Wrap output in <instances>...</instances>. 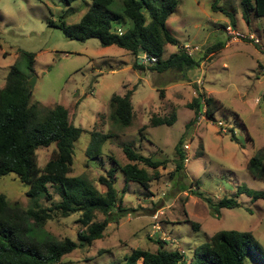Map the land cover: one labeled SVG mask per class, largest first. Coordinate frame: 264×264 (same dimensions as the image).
<instances>
[{"label":"rangeland","instance_id":"obj_1","mask_svg":"<svg viewBox=\"0 0 264 264\" xmlns=\"http://www.w3.org/2000/svg\"><path fill=\"white\" fill-rule=\"evenodd\" d=\"M178 1L168 19L178 44H167L163 59L183 46L201 62L183 72H158L148 61L146 70L134 68L136 55L131 51L103 46L97 38L70 39L49 24L79 22L91 0L71 4L64 0H0V87L16 64L22 72L32 73V102L68 108L70 120L84 129L74 145L70 175L85 174L103 191L98 177L107 175L112 159L120 165L129 161L123 151L125 144L167 160L166 168H159L160 178L149 189L136 182L127 184L123 206L137 208L136 213L109 223L101 238L64 255L59 264H119L135 248L156 251L163 233L176 239L175 244L163 239L164 247L184 251L186 264H190L194 250L208 236L229 229L251 232L264 253V197L252 200L246 192L239 193L241 186L264 191V179L255 178L247 168L249 160L264 150V17L252 16L248 23L241 0ZM215 2L235 13L236 25L223 11L213 9ZM227 25L243 36L228 35ZM252 35L256 41L250 40ZM23 51L35 54L32 72ZM134 86V120L129 126L119 125L110 117L111 97L124 95ZM201 90L213 99V117L202 114L195 121V110L188 103ZM172 113H176L172 125L152 124V117ZM93 131L112 137L102 145L100 157L90 159L86 150ZM180 139L183 145H190V160L184 170L176 172L174 155ZM55 148L53 144L37 150L40 165L54 158ZM125 185L118 171L115 186L120 193ZM27 190L15 173L0 177V192L23 209L31 204ZM50 190L58 201V191ZM224 196L236 198L240 206L222 208L217 217L208 199L216 202ZM51 203L40 199L43 207ZM80 216V212L68 217L54 215L44 229L57 240H77L84 229ZM104 217L97 213L95 219ZM192 222L200 227L194 228Z\"/></svg>","mask_w":264,"mask_h":264},{"label":"trees","instance_id":"obj_2","mask_svg":"<svg viewBox=\"0 0 264 264\" xmlns=\"http://www.w3.org/2000/svg\"><path fill=\"white\" fill-rule=\"evenodd\" d=\"M71 4L77 0H64ZM178 0H91L90 6L81 20L74 24L65 21L51 26L60 28L70 39H99L103 46L117 45L136 55L134 68L146 70L145 62L140 63V54L157 57L150 68L158 72L169 70L185 71L200 65V60L190 55L183 46L163 59L167 44H178L168 25L169 17L176 11ZM243 18L250 23L252 16L264 17V0H241ZM213 9L223 11L236 25L235 13L217 6ZM143 49V52H141ZM28 59V69L32 72L35 54L23 51ZM184 74V73H182ZM32 73H24L12 65L0 87V177L15 173L28 190L26 195L31 204L23 209L18 202H11L0 192V264H59L62 257L80 246L91 245L104 235L109 223L119 222L137 208L124 207L123 195L127 184L136 182L149 189L154 180L160 178V167L166 168L167 160H158L136 150L132 145H123L129 160L120 165L113 157V165L107 175L98 177L105 188L99 190L87 175H70L74 164V145L84 129L77 127L69 118V110L62 104L45 106L32 102L29 80ZM184 76V75H183ZM136 89L127 90L124 95L114 94L110 100V117L122 126L132 124L135 113L132 96ZM162 95V94H161ZM212 97L198 91L188 106L195 110V118L204 113L212 118ZM204 102V103H203ZM176 113L170 117H152L153 125H172ZM143 133V129L140 130ZM112 137L111 133L92 132L86 155L92 159L100 157L102 145ZM55 145V156L40 165L37 150ZM184 141L180 139L175 147V171L185 168L186 152ZM187 165V164H186ZM252 176L264 179V150L248 162ZM121 171L126 185L120 193L115 186L116 174ZM50 187L60 196L54 201ZM252 200L264 197V191L239 188ZM52 202L43 207L40 199ZM212 214L217 217L222 208L240 206L234 197L224 196L213 202L208 199ZM80 212L79 222L84 227L78 232L77 240L66 237L55 239L44 229V225L54 215L68 217ZM97 213L105 217L96 221ZM194 228L200 224L192 222ZM161 238L156 251L135 248L124 256L119 264H186L182 250L166 249ZM164 241V240H163ZM167 241H165L166 243ZM251 232L236 229L220 230L208 236L193 253L190 264H264V253ZM115 264V263H111Z\"/></svg>","mask_w":264,"mask_h":264},{"label":"built area","instance_id":"obj_3","mask_svg":"<svg viewBox=\"0 0 264 264\" xmlns=\"http://www.w3.org/2000/svg\"><path fill=\"white\" fill-rule=\"evenodd\" d=\"M226 30H227V34L228 35H230V36H233V37H236V38H241L242 36H243V33H240L239 31H237V30H235L234 28H233V26H231V25H227L226 26ZM254 38V36L252 35V38L250 39V40H252V41H256V39H253ZM263 51H264V45H263ZM143 58H144V60H142V62H146V61H148V62H150V63H155V62H157V57H155V56H152V57H148L146 54H144L143 55ZM262 72H263V74H264V67L262 68ZM198 83H200V82H198ZM204 111H202V113H203ZM202 115V114H201ZM203 115H205L204 113H203ZM200 116V115H199ZM199 118V117H198ZM184 150H185V152H186V158H185V163L187 164L188 162H189V160H190V158H189V150H190V145L189 144H185L184 145ZM156 226V225H155ZM156 229H157V231H158V229H159V226H156ZM160 230V229H159ZM156 231V232H157ZM163 238L164 239H169L170 241H171V244H175V242H176V239L175 238H173V237H170V236H166V234L165 233H163Z\"/></svg>","mask_w":264,"mask_h":264},{"label":"water","instance_id":"obj_4","mask_svg":"<svg viewBox=\"0 0 264 264\" xmlns=\"http://www.w3.org/2000/svg\"><path fill=\"white\" fill-rule=\"evenodd\" d=\"M141 52H143V49H141ZM142 60H144V58L143 57H140V63H142ZM29 85H30V87H31V89L33 88V82H32V79H30V81H29Z\"/></svg>","mask_w":264,"mask_h":264},{"label":"crops","instance_id":"obj_5","mask_svg":"<svg viewBox=\"0 0 264 264\" xmlns=\"http://www.w3.org/2000/svg\"><path fill=\"white\" fill-rule=\"evenodd\" d=\"M226 24H227V23H226ZM225 46H228V45L226 44ZM140 57H143V54H142V55L140 54ZM210 93H211V91H210Z\"/></svg>","mask_w":264,"mask_h":264}]
</instances>
